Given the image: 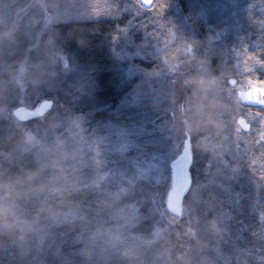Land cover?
I'll list each match as a JSON object with an SVG mask.
<instances>
[{"label":"rangeland","instance_id":"rangeland-1","mask_svg":"<svg viewBox=\"0 0 264 264\" xmlns=\"http://www.w3.org/2000/svg\"><path fill=\"white\" fill-rule=\"evenodd\" d=\"M122 15L128 22L111 41L116 75L108 91L130 92L113 109L96 103L107 87L91 70L100 65L96 54L78 42L104 38L110 24L92 22L114 17L118 24ZM220 63L229 74L235 63L246 86L264 83V0H157L151 8L142 0H0V146L14 141L0 148V234L7 238L0 264H218L199 258L208 241L219 256L235 251L221 264L240 257L256 264L251 258L264 247V162L231 132L230 119L219 118L218 107L230 104L220 96ZM60 97L73 102L56 107ZM28 99L53 106L20 121L14 109ZM120 108L130 113L109 117ZM187 133L198 164L180 236L166 200L170 162ZM255 134L262 155L264 131ZM70 199L110 200L111 215L105 220V209L95 208L91 234L77 236ZM236 239L252 248L241 255Z\"/></svg>","mask_w":264,"mask_h":264},{"label":"flooded vegetation","instance_id":"flooded-vegetation-1","mask_svg":"<svg viewBox=\"0 0 264 264\" xmlns=\"http://www.w3.org/2000/svg\"><path fill=\"white\" fill-rule=\"evenodd\" d=\"M232 66H229L230 73L222 71L221 63L216 66L217 67V74L216 77L219 80V89H220V96L223 100H228L230 104H226L225 102L222 103L221 106L218 107V115L219 118L222 117V115H228L230 116V120L232 122L231 125V132L233 134H236L242 137H246V143H248L250 146H252L253 154L256 155L260 161L264 162V151H262V155H260V151L256 148V139L257 134L255 132H263L264 129L261 127V124L264 123L262 121L264 119V104L258 103V96L256 95V90L258 88L264 89V83H249L248 86L243 84L244 79L243 75H240L238 71L234 69L235 66H237L235 63H231ZM243 76V77H242ZM248 78V77H247ZM257 78V77H256ZM261 82L264 81V75H259ZM227 87H230V93H228ZM227 105V106H226ZM229 108V109H228ZM228 123V122H227ZM226 123V124H227ZM244 123L248 125L247 129L244 126ZM228 125V124H227ZM191 135L190 133H187V135ZM254 134V135H253ZM253 136V137H252ZM192 137V148H193V154H194V161L191 166V175L193 179L192 186L195 181V173L192 171L193 165L196 161H198V157L195 152V148L193 145V136ZM252 138V139H251ZM261 146H264V142ZM251 162V158H247L246 165H249ZM246 178L250 179L252 175H250L249 170L245 173ZM248 179V180H249ZM191 186V189H192ZM190 189V192H191ZM215 189V188H214ZM237 191V190H234ZM190 192L185 196V199L189 196ZM220 194V190L215 192ZM183 201V205H184ZM220 222V221H219ZM219 226L217 225V228ZM216 228V229H217ZM215 230V228H214ZM240 240V241H239ZM214 242L208 241L203 244H207L201 252H199V258L204 259L205 261H209L211 259L216 260V263L221 264L220 261L222 259H226V255L232 254L233 256L236 255L235 251L232 252H220L222 256H219V253H214L210 251V245H213ZM216 243V242H215ZM237 246L235 249L240 251L241 255L243 254V251L250 250L252 248L253 243L249 241L248 239H236V242H234ZM219 246V245H218ZM250 247V248H249ZM220 248V246L218 247ZM246 249V250H244ZM262 252L259 254H254V257L251 258V261L256 264H264V247L261 249ZM224 251V250H223ZM260 256L256 257V256ZM234 262L237 264H241L242 258H233ZM260 260V261H259ZM208 264V263H205Z\"/></svg>","mask_w":264,"mask_h":264},{"label":"trees","instance_id":"trees-1","mask_svg":"<svg viewBox=\"0 0 264 264\" xmlns=\"http://www.w3.org/2000/svg\"><path fill=\"white\" fill-rule=\"evenodd\" d=\"M256 1H261V0H256ZM128 15H122L121 20L118 22L114 17H105L103 18V20H96L93 21L92 23H94L97 27L103 25L104 23H109L110 26L105 30V40L106 42H104V38H100V37H96L94 39L92 38H87L86 36H82L81 38H79V48L83 49L85 48V50H83V53L87 52L91 53L94 52L96 55L95 58H97L98 62H99V66L98 67H93L91 70L93 72V74H101V80L100 83L101 85L104 87H107V90L105 91H98V98H97V102L96 103H100V104H110L111 108L116 109L119 105H120V101H122L125 98V95L128 94L130 92L127 91V89L124 90H118L117 93L110 92V90L108 91L109 87L111 86V82H112V78L114 77V75H116L113 66H114V62L111 59V49H112V45H111V41L113 40L114 36L118 33L119 29H121L122 27H125L127 25L128 22ZM60 24V21H55L52 25V28L55 29L56 27H58ZM92 49V50H91ZM75 53L77 54V52L75 51ZM111 61V63L109 62ZM113 74V75H112ZM113 76V77H112ZM115 78V77H114ZM105 89V88H104ZM102 90V89H101ZM34 100V99H32ZM29 100L26 102L27 105L29 106H34L35 104H37V102L35 103V101ZM59 101L66 103L67 105L72 104L71 102H73V100H71L70 97H60L59 99L56 100L55 105L56 107L59 104ZM90 106V105H89ZM55 107V108H56ZM91 108V107H90ZM85 110V108L83 109L82 107H76V109H74V111L78 112V111H82ZM121 112L117 113V115L113 114V113H109V117L113 118L114 116L116 117H121L124 114H129L130 112L128 110L123 111L121 108L119 109ZM222 117H227V119H230L229 115H222ZM14 143V141H7L5 143V145L0 146V148H5L6 150L9 149L10 146H12ZM198 161H196L193 165L192 171L197 175V171H196V167H197ZM8 168V166H7ZM196 175H195V179H196ZM15 181H17V179H15ZM97 196V195H96ZM83 201V202H82ZM110 200H99V201H89V200H81V203L79 202H74L73 200H69V202L71 203V206L73 208L76 209L78 215H79V225H80V231L81 235H77V236H87L89 234H91L89 232H87L86 226H88V228L90 227L88 224H92V218L95 221H98L97 218L94 216L96 215L94 211V209H98V208H102L105 209V220L109 218V215L111 214H107L108 212H112V210H108L106 205H109L110 203H108ZM94 207L92 209H86L85 207ZM110 206V205H109ZM103 217V218H104ZM177 217V224L171 226V231L174 233H177L180 236H183V234H185V230L183 232V228H185L187 225L185 223V217ZM104 220V221H105ZM87 223V224H86ZM95 231V230H94ZM93 232V231H92ZM0 239H7L4 238V235L0 234ZM12 240V239H11ZM9 240V241H11ZM177 253H179L178 255H182V251H176ZM178 255L175 253V257H178ZM49 259V258H48ZM47 259V260H48ZM48 263L52 264V260H48ZM46 263V264H48ZM139 264V263H137Z\"/></svg>","mask_w":264,"mask_h":264},{"label":"water","instance_id":"water-1","mask_svg":"<svg viewBox=\"0 0 264 264\" xmlns=\"http://www.w3.org/2000/svg\"><path fill=\"white\" fill-rule=\"evenodd\" d=\"M142 1L145 4V0ZM256 95L258 96V103L264 104V89L258 88ZM52 106L53 100L51 99H43L34 106L21 104L15 107L14 115L20 121H31L47 113ZM244 126L247 129L248 125L244 123ZM193 161L192 137L188 134L181 152L170 162L172 185L167 196L166 205L170 213L179 217L183 216V201L190 192L193 183L191 175Z\"/></svg>","mask_w":264,"mask_h":264},{"label":"snow or ice","instance_id":"snow-or-ice-1","mask_svg":"<svg viewBox=\"0 0 264 264\" xmlns=\"http://www.w3.org/2000/svg\"><path fill=\"white\" fill-rule=\"evenodd\" d=\"M145 4L151 8L153 7V5L157 4V0H145ZM161 9V11H163V9L166 7V5H158Z\"/></svg>","mask_w":264,"mask_h":264}]
</instances>
